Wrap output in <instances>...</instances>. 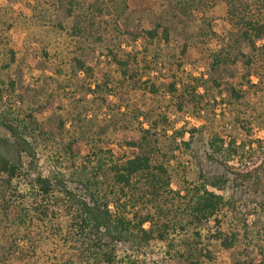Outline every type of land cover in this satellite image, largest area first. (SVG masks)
<instances>
[{
	"label": "rangeland",
	"instance_id": "rangeland-1",
	"mask_svg": "<svg viewBox=\"0 0 264 264\" xmlns=\"http://www.w3.org/2000/svg\"><path fill=\"white\" fill-rule=\"evenodd\" d=\"M92 1L101 9L96 29L80 43L59 0H0V122L14 124L37 159L34 166L23 159L19 192L27 193L38 174L63 173L67 182L72 173L99 177L112 211L130 221L137 237L115 248V264H264V218L256 214L252 186L238 191L235 210L201 225L192 223L187 203L177 195L193 191L201 174L210 173L202 136L215 131L254 147L264 141V57L255 59L248 85L243 54L250 50L223 7L208 12L191 8L183 14L171 10L168 0H127L126 7ZM154 29L159 33L155 41L136 40ZM113 55L136 59L137 66L124 75ZM76 58L91 71L77 73ZM195 78L208 82L196 93L202 97L197 105L190 104L183 89L200 84ZM171 85L178 86L177 93H171ZM205 126L190 147L184 145L191 131ZM8 136L0 125V143ZM7 152L0 144V155ZM137 154L163 162L169 177L153 184L146 176L137 177L122 195L109 186L106 173ZM68 185L78 196L89 195L77 184ZM216 193L226 197L232 189ZM115 200L121 202L119 209ZM64 202L67 206L68 199ZM18 212L10 223L0 224V250L18 230L13 224ZM147 214L155 218L156 235L165 232L166 242H143L139 221ZM42 223L33 228L31 241L18 244L22 254L13 258L0 251L1 264H104L89 245L96 236L73 235L66 216Z\"/></svg>",
	"mask_w": 264,
	"mask_h": 264
},
{
	"label": "trees",
	"instance_id": "trees-1",
	"mask_svg": "<svg viewBox=\"0 0 264 264\" xmlns=\"http://www.w3.org/2000/svg\"><path fill=\"white\" fill-rule=\"evenodd\" d=\"M91 1L59 0L68 17L74 21L73 36L80 43H84L88 40L87 37L94 35L96 21L99 18L96 12L101 9L98 3L92 5ZM104 1L106 0H100L101 3ZM112 1L119 2L118 4L121 3L122 6L125 5L126 7L127 0ZM168 1L171 10L180 11L183 14L191 12V8L208 12L214 8L223 7L227 20L239 30L241 41L250 50L249 53L243 54V56L246 58L244 67L247 75L245 79L248 85H252L250 78L254 74L252 69L256 63L255 59L261 55L264 57V44L262 47L258 46L259 42L264 43V0ZM142 34L136 37V40L142 38L148 41H155L159 37L156 29L144 30ZM163 36L166 41H169L171 36L169 28H164ZM113 62L123 71L124 75H129L131 68L137 66L138 61L136 59L124 61L118 59L117 55H113ZM75 68L77 73L84 71L88 73L91 71L80 58L75 59ZM194 81L200 82V84L193 86L192 89L185 85L183 89L189 93L190 104L197 105L198 100L202 97H197L196 93L200 88H205L204 84L208 82L203 78H195ZM153 88L155 91V86ZM171 90L172 94L177 93L178 86L171 85ZM232 92L236 98H243V95L235 88L232 89ZM0 125L9 133V139L0 143H4L5 150L8 151V155H0V186L4 188L2 192L0 191V218L3 219L0 224L7 223L11 220L12 214L17 213L18 209L20 211L13 221L18 230L5 239V245H2L0 250L2 254H12L13 258L17 254H22L18 244L31 241L33 228L39 226L41 222H43L42 224H47V221L52 222L66 216L69 219L73 235L76 234L80 238L84 237L85 239L89 238L87 237L88 234L96 236L97 238L91 239V242L94 243L89 244L92 252L96 257H101L104 264H115V248L119 244L137 237L132 234L130 221L119 215L116 216L110 207L111 202H107L106 195H102L100 188L105 183L100 182L99 177L89 179L72 173L67 178L68 182L71 185L77 184L81 186L82 190L85 189L89 193L88 196H78L73 192L68 182L64 180L66 177L63 173L59 174L56 172L49 177L38 174L31 182L30 190L25 194L20 193L18 188L19 181L17 182V180L21 178L23 159L30 162V166H34L37 160L36 155L28 140L21 135L14 124L2 121ZM205 130L206 126L200 130L191 131L190 141L185 142L184 145L190 147L191 142L194 141L195 133L200 132L203 134ZM184 134L182 133V135ZM202 142L205 143L204 151L206 157L204 163H207L209 168L211 166L210 173L201 174V183L193 191L187 188L186 195H181L182 191L177 193L179 198L187 203L192 223L201 225L216 218L225 210H235L238 191L245 188L250 189L251 186L255 191L254 196L258 198L254 199L256 200L254 203L257 202L256 214L259 215V218H264V141H258L257 147H254L252 142L238 144L235 137H229V140H227L224 136L214 131L208 137L202 136ZM12 149L16 150L13 151ZM198 159L199 157H197ZM250 163L260 166L251 167L250 165L252 164ZM261 170L263 171L261 172ZM169 174L170 171L163 162L157 161L151 155L137 154L114 163L106 173V177L110 181L109 186L111 185L120 194L125 195V191L132 187L137 177L146 176L148 181L153 184L161 178L169 177ZM60 186L65 189L59 191L57 188ZM230 188L232 189L230 196L224 197V195L216 193L217 191L226 192ZM154 189L156 190V188ZM61 194H63L62 198ZM157 196H160V194L155 197ZM65 199H68L67 206L64 202ZM117 201L115 200L116 207L121 203ZM117 208L119 209V207ZM217 222L220 223L219 220ZM147 223L151 225L150 230L143 229V226ZM155 226V218L151 214H147L140 219L138 234H141L143 242L149 244L157 239L166 242L165 232L163 231V236H157L156 234L158 233L155 231L157 227ZM0 228H2L1 225ZM165 228L166 226L163 224V230ZM106 240H109L110 245L106 244ZM228 245L229 247L233 246L230 242Z\"/></svg>",
	"mask_w": 264,
	"mask_h": 264
}]
</instances>
